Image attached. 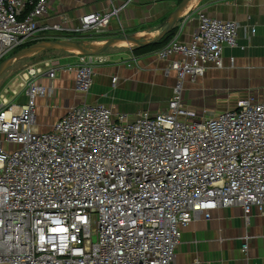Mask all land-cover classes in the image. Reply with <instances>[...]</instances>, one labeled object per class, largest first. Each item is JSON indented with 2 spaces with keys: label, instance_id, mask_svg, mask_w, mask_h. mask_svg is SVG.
I'll return each mask as SVG.
<instances>
[{
  "label": "built area",
  "instance_id": "1",
  "mask_svg": "<svg viewBox=\"0 0 264 264\" xmlns=\"http://www.w3.org/2000/svg\"><path fill=\"white\" fill-rule=\"evenodd\" d=\"M50 9L51 0H0V62L37 38ZM117 12H88L75 33L105 32ZM197 20L189 42L176 35L155 51L170 61L165 74L177 77L167 109L155 116L142 111L129 122L108 106L83 103L51 130L37 131V100L56 91L60 68L50 60L5 90L0 264H176L182 230L192 221L232 206L248 220L264 205V101H239L210 117L183 102V81L222 68L224 48L238 46L237 21L203 12ZM95 60L83 56L68 67L81 94L94 83Z\"/></svg>",
  "mask_w": 264,
  "mask_h": 264
},
{
  "label": "crops",
  "instance_id": "2",
  "mask_svg": "<svg viewBox=\"0 0 264 264\" xmlns=\"http://www.w3.org/2000/svg\"><path fill=\"white\" fill-rule=\"evenodd\" d=\"M177 3L178 0H51V9L48 15L40 19L41 29L36 37L40 39L38 41H44L54 35V30L43 29L54 24L63 27L61 32L77 35L75 30L80 25L82 15L117 9V14L112 17L104 32L106 35L102 36V40L91 43L102 44L98 45L101 48L110 38L109 34H120L123 30L124 33L148 44L165 29L174 16ZM199 12L221 20H234L241 25L238 46L224 48V66L209 67L202 79L212 81L215 78H224L228 81L250 83L260 89V94L256 98L239 101H264V0H198L186 15H182L181 21L175 24L176 31L171 39L178 35L179 40L189 42L198 29ZM90 36L96 35L82 34L76 38ZM110 47L114 48L112 45ZM133 49L117 47L93 55L96 59L95 77L88 94L75 90L74 71L68 69L69 66L76 65L78 56L72 54L53 59L56 67L60 69L57 71L59 76L52 84L61 93L67 107L66 110L54 113V109H49L48 99L39 98L37 114L46 110L49 117L45 120V126L36 119V130H51L54 121L63 116L67 109L83 103L108 106L116 114H126L129 122L135 121L142 111H147L152 116L165 111L177 82L175 72L165 74V68L170 61L160 60L155 54L157 50L136 55ZM113 77H117L115 84L112 82ZM41 82L51 83L45 79ZM128 90L163 93L166 101L162 107L152 103L148 109H126L119 102L124 99V93ZM188 93V88L183 89L184 104L204 116L195 103L189 101ZM55 95L57 97V93ZM237 104L225 111L235 109ZM175 254L176 264H264V205L254 207L248 220L238 206L220 207L213 211L209 220L203 217L195 219L182 230Z\"/></svg>",
  "mask_w": 264,
  "mask_h": 264
},
{
  "label": "rangeland",
  "instance_id": "3",
  "mask_svg": "<svg viewBox=\"0 0 264 264\" xmlns=\"http://www.w3.org/2000/svg\"><path fill=\"white\" fill-rule=\"evenodd\" d=\"M178 5L179 3H177L175 10L178 7ZM121 33L127 34L126 32L124 33V31L122 30L120 31V34H115V35L109 34V35L110 38H113V37L121 36L122 35ZM105 35L106 34L103 32L99 35L85 37L83 39H78L74 37V38H60L57 40L67 41V42L76 41L82 44L84 42L102 40L101 39L102 36ZM38 40L40 39L35 38V40H33V44L29 46H33L42 42ZM106 42L107 40L105 41V43ZM134 47H137V45L134 44L130 48L133 49ZM112 49H117V47L114 48L108 47L104 51L107 52L108 50H112ZM88 51H92V50H88ZM14 54L15 53L9 54L5 59H3L0 62L1 65L3 62L11 61L9 65H7L6 69L2 73H0V100H1V96L6 94L5 90L6 89L11 90L12 87H14L16 79L27 73V70L30 67L41 66L43 69H45L43 66V62L47 60L54 61L53 59H57L65 55H72V54L77 55L78 62L80 61V58L83 56H88V57L92 56L89 54L83 55L81 51L78 53H74V52L65 51L64 49L61 48H48L46 50L34 54L33 56L11 60L10 58ZM95 62H94V66L96 64ZM58 76L59 74L56 75V77ZM183 87L186 90L188 88L189 101L194 102L196 107L199 108L198 111L202 113L205 117H210L213 116L214 114L225 111L226 108L235 106L237 102L241 99H246L250 97L256 98V96L260 94V89L256 86H252V84L250 83L228 81L224 78H215L212 81L202 79V77L197 78L195 81L185 79L183 81ZM56 93H57V97L55 95L53 98L48 99V102L50 103L49 105L50 107L49 106L48 107L50 110L54 109L53 110L54 113H58L67 107L64 99L60 95L61 93L59 94L57 90L55 91V94ZM124 95L126 96H123V94L121 95L123 96L124 99L121 100L119 103L123 104L126 109H130L133 111H136L138 109H148V107L152 103L159 104L160 107H162L163 106L162 104L166 101V98L163 93H154L148 90H128L126 93H124ZM26 98L27 96H25L24 93L20 94L21 100H26ZM48 117L49 114L46 110H44L41 114L39 113V115L36 114L37 121L40 120V122L43 123V126H45V122H46L45 120Z\"/></svg>",
  "mask_w": 264,
  "mask_h": 264
},
{
  "label": "water",
  "instance_id": "4",
  "mask_svg": "<svg viewBox=\"0 0 264 264\" xmlns=\"http://www.w3.org/2000/svg\"><path fill=\"white\" fill-rule=\"evenodd\" d=\"M189 0H181V2L179 3L178 7L176 8L175 12H174V16L170 19L169 23L167 24V26L165 27V29L152 41L148 42V43H156L158 41H160L166 34H168L171 29L175 26L176 23L180 22L182 15H181V11L184 7V5L188 2ZM116 39H127L128 41H132L134 42V44H136L137 46H144L147 43L137 40L135 39L132 35H128V34H122L121 36L118 37H113L107 40V42L99 49L93 50V51H88L87 49L83 48L81 46L80 43L76 42V41H72V42H67V41H58V40H53V41H44L41 43H38L36 45L33 46H27L24 47L22 49H20L19 51H17L14 55H12V57L10 58L11 60H15L17 58H23V57H28V56H33L34 54L46 50L48 48H61L63 45L68 44V43H74L75 45H77L80 48V51L83 54L86 55H98L100 53H102L106 48L110 47L113 43L114 40ZM7 62H3L0 65V73H2L6 67H7Z\"/></svg>",
  "mask_w": 264,
  "mask_h": 264
},
{
  "label": "trees",
  "instance_id": "5",
  "mask_svg": "<svg viewBox=\"0 0 264 264\" xmlns=\"http://www.w3.org/2000/svg\"><path fill=\"white\" fill-rule=\"evenodd\" d=\"M180 2H181V0H178V3H180ZM175 31H176V27H173L171 29V31L168 34H166L160 41H158L156 43H148V44H146L144 46L134 47L133 50L136 53V55H140V54H144V53H148V52H152V51L158 50V49L163 47L166 43H168L171 40V38L173 37ZM53 34L54 35L47 37V39H45L44 41H53V40H57V39H60V38H74V37H77V35L61 32V31H55V32H53ZM44 41H42V42H44ZM31 44H33V42L29 43V44H27V45H25L23 47H20L18 49H15L14 51H12V53H16L20 49H22V48H24L26 46H29ZM12 53H10V54H12Z\"/></svg>",
  "mask_w": 264,
  "mask_h": 264
},
{
  "label": "bare ground",
  "instance_id": "6",
  "mask_svg": "<svg viewBox=\"0 0 264 264\" xmlns=\"http://www.w3.org/2000/svg\"><path fill=\"white\" fill-rule=\"evenodd\" d=\"M198 0H189L183 7L182 11H181V15H186L191 9L192 7H194L196 5ZM138 40V39H137ZM97 43H91V42H84L81 44V46L87 50H96L97 48H99V45ZM134 45V42L132 41H128L127 39H116L113 41L112 46L113 47H120V48H125V47H132ZM61 49H64L65 51H69V52H74V53H78L80 52V48L75 45L74 43H68L65 44L61 47ZM18 59V58H17ZM11 61H9L7 63V65H9Z\"/></svg>",
  "mask_w": 264,
  "mask_h": 264
}]
</instances>
